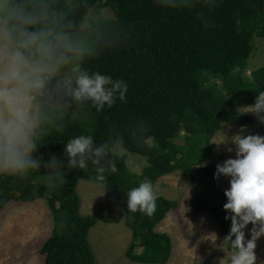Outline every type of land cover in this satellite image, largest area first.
I'll return each instance as SVG.
<instances>
[{
    "label": "trees",
    "instance_id": "obj_1",
    "mask_svg": "<svg viewBox=\"0 0 264 264\" xmlns=\"http://www.w3.org/2000/svg\"><path fill=\"white\" fill-rule=\"evenodd\" d=\"M84 5L114 13L113 18H100L110 44L88 66L123 79L128 85L126 102L117 99L102 112L88 109L69 119L63 133L52 131L34 155L47 160L54 154L66 164L63 144L71 137L91 134L100 143L119 134L127 152L144 157L147 164L139 173L132 172L124 154L115 161L117 172L105 173L103 181L91 162L60 179L46 169L32 171L23 180L0 177V211L13 199H46L54 228L39 250L44 264H96L88 233L98 216L80 213L76 190L80 179L93 180L103 186L107 203L123 210L132 232L126 257L137 263L166 264L171 237L155 227L177 202L157 192L154 214L131 213L126 192L145 179L154 185L159 177L180 170L194 187L191 206L198 212L207 210L226 237L231 221L225 219L224 190L214 178L210 140L222 123H249L250 128L256 124L239 108L254 103L256 93L264 91V64L246 74L254 38H264V0H218L212 9L202 5L169 9L155 0H84ZM201 14L210 20L208 26ZM179 137L182 144L176 141ZM102 219L109 221L106 215ZM228 247L233 249L230 240Z\"/></svg>",
    "mask_w": 264,
    "mask_h": 264
},
{
    "label": "clouds",
    "instance_id": "obj_2",
    "mask_svg": "<svg viewBox=\"0 0 264 264\" xmlns=\"http://www.w3.org/2000/svg\"><path fill=\"white\" fill-rule=\"evenodd\" d=\"M155 3L169 9H212L218 0ZM200 19L210 24L202 14ZM105 32L84 0H0V177L23 180L32 171L46 169L60 179L71 169H86L89 162L100 181L105 173L117 172L116 159L128 151L119 134L100 143L91 134L71 137L63 144L66 164L54 154L47 160L34 155L52 131L63 133L69 119L88 109L102 112L117 99L126 102L128 85L123 79L88 66L110 44ZM242 109L241 114L251 113L264 124V91ZM246 132L242 125L235 135L213 141L219 146L230 140L235 146V158L218 163L214 173V178H230L223 205L225 219L231 221L225 237L233 247L230 264H256V241L264 236V135ZM133 138L137 139L135 133ZM157 198L153 183L145 179L126 192V208L151 216Z\"/></svg>",
    "mask_w": 264,
    "mask_h": 264
},
{
    "label": "rangeland",
    "instance_id": "obj_3",
    "mask_svg": "<svg viewBox=\"0 0 264 264\" xmlns=\"http://www.w3.org/2000/svg\"><path fill=\"white\" fill-rule=\"evenodd\" d=\"M100 19H110L114 13L110 8H91ZM264 64V38H254V53L249 59L246 74ZM242 111V107L239 108ZM255 118L251 113H246ZM256 119V118H255ZM242 125L236 121L221 124V129L211 138V154L215 166L225 159L235 158V146H217L219 142L239 132ZM245 134L264 135V124L256 120L253 128L244 124ZM183 143L182 137L176 139ZM232 147L233 151H227ZM126 164L132 172L139 173L147 164L146 159L136 153H125ZM222 157L221 162L219 158ZM220 186L229 187V177L220 176ZM197 185V184H195ZM154 187L163 197L175 200L177 205L168 212L155 229L171 237L172 252L166 264H230L233 249L229 240L221 232L218 222L207 210L196 211L191 206L194 199L193 184L180 170L159 177ZM76 190L81 199L82 215H97L98 221L90 228L88 240L94 252L96 264H144L132 262L126 252L132 242V232L125 223V215L119 207L108 204L102 185L89 179H80ZM109 219L105 222L102 216ZM54 219L46 199L19 202L14 199L0 211V264H44V256L39 252L41 245L52 234ZM251 223L245 228V238H250ZM141 248H136L139 253ZM256 264H264V236L256 241L254 249Z\"/></svg>",
    "mask_w": 264,
    "mask_h": 264
}]
</instances>
